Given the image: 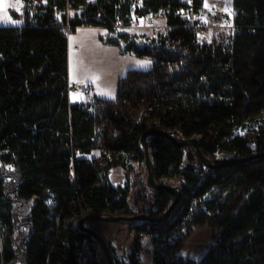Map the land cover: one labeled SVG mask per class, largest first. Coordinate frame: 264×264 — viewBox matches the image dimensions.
Returning a JSON list of instances; mask_svg holds the SVG:
<instances>
[{"label": "trees", "instance_id": "1", "mask_svg": "<svg viewBox=\"0 0 264 264\" xmlns=\"http://www.w3.org/2000/svg\"><path fill=\"white\" fill-rule=\"evenodd\" d=\"M18 1L29 4L13 15L23 26L0 27V264H99L97 241L77 229L83 216H162L173 197L148 188L146 169L142 177L130 165L144 164L140 138L148 129L200 136L209 158L264 153V130L238 134L264 113V0H233L234 29L212 41L200 40L182 17L186 0ZM204 1L193 0L195 15ZM160 13L167 28L148 45L118 30ZM82 27L108 30L119 39L112 43H130L128 51L152 67L128 71L113 101L71 104L68 36ZM149 147L155 179L179 186L182 197L167 221L130 223L129 261L114 264H138L141 233L152 235L154 264H264V156L209 169L165 138H150ZM118 164L124 186L108 176ZM34 197L20 216L19 204ZM199 200L205 210L192 212ZM189 215L193 227L208 224L212 232L199 262L181 255L193 228L180 233Z\"/></svg>", "mask_w": 264, "mask_h": 264}, {"label": "rangeland", "instance_id": "2", "mask_svg": "<svg viewBox=\"0 0 264 264\" xmlns=\"http://www.w3.org/2000/svg\"><path fill=\"white\" fill-rule=\"evenodd\" d=\"M142 0H133L134 5L137 6L141 4ZM209 5L215 7L221 17L228 23L229 26L233 25V12H232V0H208ZM77 11L70 9L68 14L70 16L75 15ZM15 14H22V2L18 0H0V27H13L19 25L16 18L13 17ZM205 12H201L195 16V20L201 24ZM160 15V20L158 25L166 26V19L163 14ZM144 23V20L141 21ZM165 24V25H164ZM121 33L129 34L134 36L133 32H137L136 45L145 46L152 42L156 38L157 34H153L147 29H118ZM166 28L162 29L163 33ZM221 30L232 31V29L220 28L215 31ZM209 31L206 36H210ZM115 35L106 29L93 28V27H82L78 28L75 32L68 36V66H69V82L71 84L78 83L80 86H87L89 89L88 94H83L80 91L72 92L69 94L70 100L81 101L86 99V101H92L94 97L113 101L116 98V88L118 80L126 75L130 70L146 71L152 67V60L147 57H137L134 53L129 52L127 47L130 43L125 41H119V44H114L112 41H118L119 39L114 37ZM200 40L205 41V38L200 37ZM264 130V113L259 117L249 121L246 126L241 129L238 134L242 136L252 137L259 132ZM99 156V152L95 151L91 157ZM235 158V155L230 153H225L217 155L211 158L215 161H222L227 159ZM135 165L140 172L142 177L146 176L144 164H139L137 162L130 163V165ZM124 167L121 164L115 165L110 168L108 173L110 181L117 186H124L126 181L123 172ZM6 173H10L12 169L6 167ZM126 171V169H124ZM142 172V173H141ZM9 179V177H8ZM216 196V192L210 193L206 199L211 200ZM31 201V200H30ZM29 202V201H28ZM28 202L19 204L18 212L20 216L28 214L30 209L26 207ZM214 212L210 213L209 221L213 218ZM116 228L113 231L111 228ZM117 226V227H116ZM88 227L99 232L110 245L112 250V256L115 262H128L129 257L133 250L135 234L131 235L132 241H130L129 236V222H90ZM111 228L112 230H109ZM118 228V229H117ZM119 228H123L121 230ZM195 230V231H194ZM194 231V232H193ZM118 233L119 242L114 245V233ZM191 234L193 235L186 241L185 246L181 251V255L185 258L191 257L196 254L197 250L210 245L212 242V232L206 224L203 227H193L191 229ZM97 248V259L99 264H106L105 256L100 246L96 244ZM17 264V263H15Z\"/></svg>", "mask_w": 264, "mask_h": 264}, {"label": "water", "instance_id": "3", "mask_svg": "<svg viewBox=\"0 0 264 264\" xmlns=\"http://www.w3.org/2000/svg\"><path fill=\"white\" fill-rule=\"evenodd\" d=\"M154 136L165 138L169 140L176 147L187 148L188 151L192 153V155L195 156L205 168H209V169H217L225 166L238 165L250 161L252 159H255L257 157L264 156V153H262L246 158H232L222 161H215L203 153L201 149L200 136H194L192 138L185 139L181 137L178 131L167 132L158 128L148 129L144 131L140 138V148L144 155V165L147 171L146 185L148 188L156 191L168 192L173 197V201L170 204L167 211L162 216L159 217H151L146 215L145 213H141L133 216H126V215L118 216L111 214H88L86 216H83L77 223V229L78 231L91 236L97 241L98 245L100 246L105 256L106 264H114L111 249L106 239L99 232L88 227V224L90 222L100 221V222H111V223H117V222L133 223V222L144 221L150 223H163L170 218L173 209L181 200L182 191L179 186L168 185L166 183H159L155 179V175H154L155 169L151 157V150L149 147V140Z\"/></svg>", "mask_w": 264, "mask_h": 264}, {"label": "built area", "instance_id": "4", "mask_svg": "<svg viewBox=\"0 0 264 264\" xmlns=\"http://www.w3.org/2000/svg\"><path fill=\"white\" fill-rule=\"evenodd\" d=\"M86 1H90V0H86ZM187 3L190 5V8L187 10L182 11V17H184L185 19L190 21V25L192 28H194L196 34L199 37H205V35L211 31V32H215L216 30L220 29L223 27L224 24V19L218 15V14H214V13H207L203 16V19L200 23H196L197 20H195V13L193 11L192 6V2L193 0H186ZM33 3L35 5H41V4H45V1H41V0H33ZM29 4L28 2H22V11L23 13L28 9ZM160 20V15L156 14V15H150L147 18L144 19V23L142 24L141 22H135L133 23L131 26L128 27H122L123 29H147L150 30L153 34H157L160 33L162 31V29L167 28V27H163L158 25V21ZM66 31L69 34L70 33V27L66 26ZM228 29H234V25L229 26ZM80 91L83 94H88L89 93V89L86 86H80L78 83H73V84H69V94H71L72 92H77ZM78 158V155H75V159ZM38 198H32L31 199V207L28 211H30L32 209V207L35 205V203L38 201ZM28 202V201H27ZM30 203V200L29 202ZM205 210V206L203 204L202 200H199L197 202L194 203V206L192 208V212L194 211H203ZM193 227V222H192V216L189 215L188 217H186L183 222H182V226L180 228V233L181 234H186L191 228ZM144 238H150L152 239V235L150 234H139V239L143 240ZM147 250L146 248H139L138 251L135 252V256L138 259V264H144L143 260H141V253L143 251Z\"/></svg>", "mask_w": 264, "mask_h": 264}, {"label": "crops", "instance_id": "5", "mask_svg": "<svg viewBox=\"0 0 264 264\" xmlns=\"http://www.w3.org/2000/svg\"><path fill=\"white\" fill-rule=\"evenodd\" d=\"M202 12H205V14H207V13H214V14H218V15H220L219 13H218V11H217V9L215 8V7H212L211 5H209V2H208V0H205L204 1V6H203V10H202ZM232 12H233V23H234V17H235V10H234V8H233V0H232ZM204 14V15H205ZM18 15H20V14H18ZM221 16V15H220ZM17 21L19 22V25H15V26H13V27H22L23 26V24H24V22H23V20L22 19H20V17L17 19ZM225 21V20H224ZM199 23V22H198ZM227 22L225 21L224 22V24H223V29L225 28V29H228V23L226 24ZM165 25V24H164ZM102 29H104V28H102ZM133 34L134 35H137V32H133ZM207 35V34H206ZM205 35V37H203V38H205L206 40L205 41H212L213 39H214V35H215V32H210L209 33V37L208 36H206ZM70 83V82H69ZM87 87V86H86ZM86 101V99H83V100H81V101H75V102H73V101H71L70 100V103L71 104H74V103H83V102H85ZM123 172H124V177H125V175H126V171H124V169H123ZM110 175H111V171H110ZM112 227H115V225L113 226H111V228ZM117 227V226H116ZM109 228V230H112L113 229V231L114 230H116V228ZM197 228V227H196ZM118 229V228H117ZM119 229H121V228H119ZM121 230H124L123 228L121 229ZM195 231V230H194ZM193 231V232H194ZM116 234H118L117 232L116 233H114V238H113V240H114V245H116V243H118L119 242V238H118V235H116ZM132 234H135L133 231H131L130 229H129V236H130V241H132L133 239H131V235ZM193 235V233L191 234V236ZM190 236V237H191ZM189 237V238H190ZM135 240H136V235H135V239H134V242H135ZM139 244H140V246H139V248H146L147 250H145V251H143L142 253H141V260H143V262H144V264H154L153 263V257H154V244H153V242H152V239H150V238H144L143 240H140L139 239ZM211 244H212V242H211ZM211 244L210 245H207L206 247H203V248H201V249H199V250H197V252H196V254H193L191 257H189V258H191V259H193V260H195V261H197V262H199L201 259H202V257L206 254V252L208 251V249L210 248V246H211ZM15 263H17V264H20L19 262H17V261H13L11 264H15Z\"/></svg>", "mask_w": 264, "mask_h": 264}, {"label": "bare ground", "instance_id": "6", "mask_svg": "<svg viewBox=\"0 0 264 264\" xmlns=\"http://www.w3.org/2000/svg\"><path fill=\"white\" fill-rule=\"evenodd\" d=\"M32 205L31 201L30 203L26 204V207L29 208Z\"/></svg>", "mask_w": 264, "mask_h": 264}]
</instances>
